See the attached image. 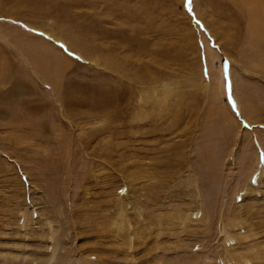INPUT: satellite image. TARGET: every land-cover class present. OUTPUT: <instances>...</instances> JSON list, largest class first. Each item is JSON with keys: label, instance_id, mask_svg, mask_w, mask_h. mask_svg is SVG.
<instances>
[{"label": "rangeland", "instance_id": "1", "mask_svg": "<svg viewBox=\"0 0 264 264\" xmlns=\"http://www.w3.org/2000/svg\"><path fill=\"white\" fill-rule=\"evenodd\" d=\"M253 9L0 0V264H264Z\"/></svg>", "mask_w": 264, "mask_h": 264}, {"label": "bare ground", "instance_id": "2", "mask_svg": "<svg viewBox=\"0 0 264 264\" xmlns=\"http://www.w3.org/2000/svg\"><path fill=\"white\" fill-rule=\"evenodd\" d=\"M245 1V3H246V6L248 7L250 4H252V7L254 6V8H255V12H254V9H253V12H251V14L253 13V14H257L258 12H257V10L256 9H258L259 10V15H261L263 12H264V8H263V6L264 5H262L261 4V2L260 1H257V0H244ZM264 1V0H263ZM248 4V5H247ZM249 11V13H250V10H248ZM252 11V10H251ZM256 18V17H255ZM254 18V19H255ZM253 19V26H252V22L251 23H249V24H251V31H252V29H253V32H255L254 30H256V26H257V24H258V22L256 21V19L254 20ZM247 21V20H246ZM254 21H256V22H254ZM263 21V20H262ZM263 23H264V21H263ZM264 25V24H263ZM250 29V28H249ZM258 29V28H257ZM250 31V32H251ZM254 34V33H253ZM263 173H264V171H263Z\"/></svg>", "mask_w": 264, "mask_h": 264}]
</instances>
